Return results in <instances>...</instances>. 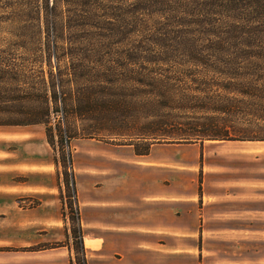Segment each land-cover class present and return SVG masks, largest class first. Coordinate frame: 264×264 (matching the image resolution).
Here are the masks:
<instances>
[{
	"label": "rangeland",
	"instance_id": "rangeland-1",
	"mask_svg": "<svg viewBox=\"0 0 264 264\" xmlns=\"http://www.w3.org/2000/svg\"><path fill=\"white\" fill-rule=\"evenodd\" d=\"M9 141L35 165L0 163L24 181L0 196L5 247L82 264L74 173L116 143H197L215 264H264V0H0Z\"/></svg>",
	"mask_w": 264,
	"mask_h": 264
},
{
	"label": "crops",
	"instance_id": "crops-1",
	"mask_svg": "<svg viewBox=\"0 0 264 264\" xmlns=\"http://www.w3.org/2000/svg\"><path fill=\"white\" fill-rule=\"evenodd\" d=\"M9 144L0 146V153L10 156L0 163L13 164L9 173L22 177L21 168L35 164L23 160L22 143ZM179 146L152 142L142 149L137 143L112 144L110 151L94 157L93 166L74 173L86 264H215L220 253L204 226L200 149L197 143ZM7 174L0 172V196L14 198L24 181L8 179ZM5 204L0 203V212ZM28 242L27 248L39 243ZM18 247L0 244V264H73L69 246L23 251ZM225 260L223 264L239 262Z\"/></svg>",
	"mask_w": 264,
	"mask_h": 264
},
{
	"label": "trees",
	"instance_id": "trees-1",
	"mask_svg": "<svg viewBox=\"0 0 264 264\" xmlns=\"http://www.w3.org/2000/svg\"><path fill=\"white\" fill-rule=\"evenodd\" d=\"M208 132V131H207ZM204 133L202 136H199V141H203L202 139H216L218 138L219 136L218 135H214V137H212L210 134H207ZM220 136H223V135H220ZM223 139H226L225 137H222ZM72 186H73V192H74V195L76 197V194H77V191H76V183H75V179H74V175L72 177V182H71ZM76 216L77 218L79 219V211H78V207H76ZM78 233H79V238H80V247L82 249V253H83V258H82V264H86V257H85V252H84V248H83V245H82V238H81V231H80V228L78 229Z\"/></svg>",
	"mask_w": 264,
	"mask_h": 264
}]
</instances>
